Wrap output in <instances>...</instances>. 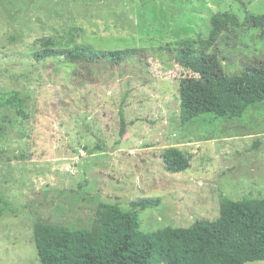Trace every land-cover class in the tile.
Masks as SVG:
<instances>
[{
	"label": "rangeland",
	"instance_id": "374dc122",
	"mask_svg": "<svg viewBox=\"0 0 264 264\" xmlns=\"http://www.w3.org/2000/svg\"><path fill=\"white\" fill-rule=\"evenodd\" d=\"M227 12L239 23L208 51L229 73L264 62V31L245 22L264 0H0V94L27 100L24 117L0 105V264H41L36 222L89 227L103 202L131 211L158 199L136 208L148 231L216 219L224 198L264 197V102L181 123L180 81L192 72L178 50L208 45ZM69 33L70 48L140 51L118 64L33 55L40 39ZM169 147L191 166L169 172Z\"/></svg>",
	"mask_w": 264,
	"mask_h": 264
},
{
	"label": "trees",
	"instance_id": "16d2710c",
	"mask_svg": "<svg viewBox=\"0 0 264 264\" xmlns=\"http://www.w3.org/2000/svg\"><path fill=\"white\" fill-rule=\"evenodd\" d=\"M246 24L264 31V13H250ZM236 14L225 13L213 19L211 42L200 51L178 50L180 64L192 74L180 81V117L187 124L206 113L241 117L251 106L264 102V62L249 64L238 73L226 72L215 51H208L220 31L238 25ZM66 40L42 38L33 55L37 59L63 56L66 61L106 59L118 64L140 49L128 47L95 50L89 46L70 48ZM27 100L21 91L0 94V105L24 117ZM123 123L121 135L124 134ZM165 168L172 173L191 166V157L178 147L163 152ZM158 199L132 201L135 208L123 210L117 203L103 202L96 207L95 221L76 228L57 223L36 222L34 238L41 264H247L264 260V197L224 198L216 219L200 218L189 227L166 226L145 231L139 212L156 206Z\"/></svg>",
	"mask_w": 264,
	"mask_h": 264
}]
</instances>
